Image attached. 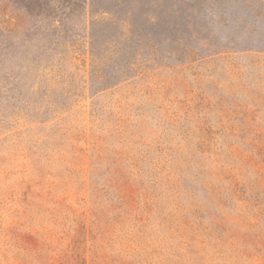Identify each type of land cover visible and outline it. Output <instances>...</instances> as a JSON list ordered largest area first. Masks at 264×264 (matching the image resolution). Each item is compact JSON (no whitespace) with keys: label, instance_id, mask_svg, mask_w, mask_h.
Listing matches in <instances>:
<instances>
[{"label":"rangeland","instance_id":"1","mask_svg":"<svg viewBox=\"0 0 264 264\" xmlns=\"http://www.w3.org/2000/svg\"><path fill=\"white\" fill-rule=\"evenodd\" d=\"M0 264H264V0H0Z\"/></svg>","mask_w":264,"mask_h":264}]
</instances>
